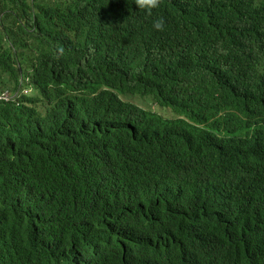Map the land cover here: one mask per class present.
I'll list each match as a JSON object with an SVG mask.
<instances>
[{
	"label": "trees",
	"instance_id": "16d2710c",
	"mask_svg": "<svg viewBox=\"0 0 264 264\" xmlns=\"http://www.w3.org/2000/svg\"><path fill=\"white\" fill-rule=\"evenodd\" d=\"M25 78L0 264H264V0H0V91Z\"/></svg>",
	"mask_w": 264,
	"mask_h": 264
},
{
	"label": "clouds",
	"instance_id": "9594fccd",
	"mask_svg": "<svg viewBox=\"0 0 264 264\" xmlns=\"http://www.w3.org/2000/svg\"><path fill=\"white\" fill-rule=\"evenodd\" d=\"M136 7L144 11L147 15L151 16L153 14V10L160 7L162 0H133ZM165 20L161 18H157L153 21V28L156 31H164L165 29ZM64 53L63 48L58 49V56H62ZM23 87L19 90H16L15 92L10 90H3L0 91V94L6 93L7 94V100H0V102L8 103L13 102L16 97L21 95H27L32 92V87L30 85V82L27 78L22 80ZM21 85V81L19 82V86ZM121 99V98H120Z\"/></svg>",
	"mask_w": 264,
	"mask_h": 264
},
{
	"label": "rangeland",
	"instance_id": "374dc122",
	"mask_svg": "<svg viewBox=\"0 0 264 264\" xmlns=\"http://www.w3.org/2000/svg\"><path fill=\"white\" fill-rule=\"evenodd\" d=\"M120 98H121V100L135 104L144 110L153 111V110L157 109L156 105L152 101H150L149 98H139L136 96H120ZM161 110H164V109L160 108V111H158V112H160V114L164 117L168 118L172 114V112L170 110H166L163 112H161Z\"/></svg>",
	"mask_w": 264,
	"mask_h": 264
},
{
	"label": "built area",
	"instance_id": "2783aa9c",
	"mask_svg": "<svg viewBox=\"0 0 264 264\" xmlns=\"http://www.w3.org/2000/svg\"><path fill=\"white\" fill-rule=\"evenodd\" d=\"M0 100H7V94L6 93L0 94Z\"/></svg>",
	"mask_w": 264,
	"mask_h": 264
}]
</instances>
